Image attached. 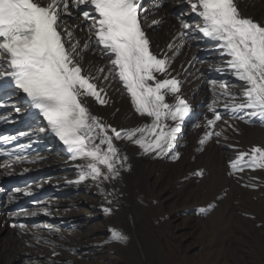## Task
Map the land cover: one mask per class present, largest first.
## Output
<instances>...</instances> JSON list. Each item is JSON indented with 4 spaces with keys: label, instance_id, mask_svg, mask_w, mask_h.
Returning <instances> with one entry per match:
<instances>
[{
    "label": "bare ground",
    "instance_id": "6f19581e",
    "mask_svg": "<svg viewBox=\"0 0 264 264\" xmlns=\"http://www.w3.org/2000/svg\"><path fill=\"white\" fill-rule=\"evenodd\" d=\"M236 3L244 17L264 24V0H236ZM140 9L142 27L151 50L158 56L164 53L172 56L167 45L181 31V20L192 28L199 23L187 0H143ZM77 10L70 6L71 15L62 16V27L73 29L82 47L88 39V22H81V10ZM83 10L91 12L88 8ZM154 21L160 23L154 24ZM225 59L211 41L191 32V38L172 59L169 73L182 82L181 95L192 104L194 123L201 127L192 128L191 121L184 120L174 148L163 158L144 154L137 145L126 140H114L121 158L127 157V160L124 166L118 165L119 177L108 181L86 179L76 183L77 165L82 162L73 160L59 147L46 123L26 120L27 106L14 92L6 102L8 108L0 112V165L12 164L0 167V183L31 176L25 183L15 182L5 196L0 194V264H91L93 256L105 254V249L92 246L103 237L124 254L138 250L142 254L145 245L147 253L155 260L162 244L160 227L176 230L179 219L192 220L202 215L200 209H209V206L214 214L218 211L236 214L235 200L252 197L256 185L264 181V170L233 172L229 161L253 145L264 147V122L244 113L236 114L243 119L234 118L232 113L218 106L222 120L214 130L221 131L222 135H213L203 146L198 143L207 130L203 127L207 113H211L205 107L213 99L209 82H226L231 91L237 94L240 91L241 83L230 73L217 71ZM81 63L85 73L99 77L96 83L107 93L108 103L104 105L91 97L84 99L92 115L116 129H131L151 122L135 113L126 90L118 81H104L103 75L97 73L99 67L107 70L108 61L94 45L84 53ZM167 99L173 102L172 97ZM249 120L251 122H246ZM41 128L45 130L40 131ZM12 144L16 145L7 148ZM14 149H17L14 156H7ZM176 153L179 158L171 159ZM17 156L26 159L17 161ZM198 170H203V176L194 175ZM42 190L46 191L44 196L32 200L31 195ZM190 200L197 202L187 205ZM181 201L187 202V206L181 212L171 213L170 208L176 209L173 206ZM145 202L149 203L148 209L160 210L162 226L148 221L151 214L146 213L149 210L143 206ZM20 204L22 209L18 210ZM105 209L110 210L108 216ZM8 219L16 222L15 229L4 223ZM45 225H51L54 231H49ZM111 229L120 231L127 239L113 241ZM36 236L41 237L40 242ZM157 262L155 260L159 264Z\"/></svg>",
    "mask_w": 264,
    "mask_h": 264
},
{
    "label": "snow or ice",
    "instance_id": "6c2138e0",
    "mask_svg": "<svg viewBox=\"0 0 264 264\" xmlns=\"http://www.w3.org/2000/svg\"><path fill=\"white\" fill-rule=\"evenodd\" d=\"M140 3L141 0H0V81L22 93L43 117L47 128L66 146L71 158L82 162L77 165L76 183L119 177L118 165L124 166L127 157L121 158L114 140H126L157 158L174 148L180 126L192 107L181 95L182 82L170 75L169 67L191 38V32L202 34L226 57L217 71L228 72L241 83L237 94L226 82H209L213 99L208 111L212 118H206L203 127L207 130L198 143L203 146L213 135H222L214 130L222 120L218 106L234 118L243 119L236 114L244 113L264 122V24L244 17L236 0H187L199 23L192 28L181 20V31L167 45L172 56H157L141 24ZM82 5L90 6L91 12H80L81 22H88V39L81 47L73 29L62 27V16L71 15L70 6ZM93 45L108 61L107 70L99 67L97 73L103 75L104 81H118L135 113L149 118L150 123L118 130L91 114L85 98L91 97L101 105L108 103L105 89L96 83L99 77L85 73L81 63ZM167 97H172L173 102ZM178 158L179 153L171 156L173 160ZM21 159L26 158L16 157L17 161ZM11 166V162L0 165ZM229 167L233 172L264 170V147L252 146L238 152ZM203 174V170L194 173L198 177ZM210 207L199 211L205 214ZM45 227L54 231L51 225ZM110 232L113 241L127 239L118 230ZM36 240L40 242L41 237L36 236Z\"/></svg>",
    "mask_w": 264,
    "mask_h": 264
},
{
    "label": "rangeland",
    "instance_id": "374dc122",
    "mask_svg": "<svg viewBox=\"0 0 264 264\" xmlns=\"http://www.w3.org/2000/svg\"><path fill=\"white\" fill-rule=\"evenodd\" d=\"M81 9L83 10L80 8L77 11ZM206 117L211 119L212 114L207 113ZM191 121L193 123L191 126L194 128L195 121L194 119ZM5 190L8 189H4L2 196L7 193ZM239 199L234 202L236 214L227 215L222 211L214 214L213 210H209L192 220L179 219L176 222L179 226L176 230L160 227L163 230V237L155 257L157 263L264 264V181L256 185L252 197ZM196 202V200H190L188 203L181 201L173 206L177 210L170 208L169 211L181 212L187 205ZM143 206L148 209L149 203L145 202ZM148 210L149 212L146 213L151 214L148 221L156 226H162L163 218L160 210L158 208ZM165 217L168 218V215ZM107 240V237H103L100 243L92 245L98 250L105 249V254L103 257L93 256L91 264H156L154 258L147 253L144 243H142L144 245L142 254L139 250L124 254L113 248V244ZM141 242H143L142 238Z\"/></svg>",
    "mask_w": 264,
    "mask_h": 264
}]
</instances>
